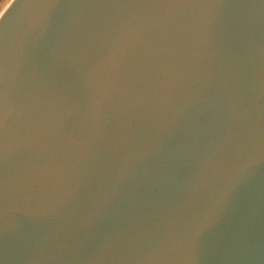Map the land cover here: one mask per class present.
I'll use <instances>...</instances> for the list:
<instances>
[{
    "label": "water",
    "instance_id": "95a60500",
    "mask_svg": "<svg viewBox=\"0 0 264 264\" xmlns=\"http://www.w3.org/2000/svg\"><path fill=\"white\" fill-rule=\"evenodd\" d=\"M5 61L0 264H264V0H11Z\"/></svg>",
    "mask_w": 264,
    "mask_h": 264
},
{
    "label": "snow or ice",
    "instance_id": "6c2138e0",
    "mask_svg": "<svg viewBox=\"0 0 264 264\" xmlns=\"http://www.w3.org/2000/svg\"><path fill=\"white\" fill-rule=\"evenodd\" d=\"M52 4H42L41 7L51 8ZM157 7H185L183 3L160 4ZM8 66L7 62L0 64V161L3 162V172L0 173V202L4 203L6 207V198L8 190V175H7V158L10 150L11 136H10V122L13 119L14 108L12 105V96L7 79ZM227 192L220 197L223 200ZM208 217H205L195 228V231L188 238V247L191 249L195 245L196 236L201 229L206 226Z\"/></svg>",
    "mask_w": 264,
    "mask_h": 264
},
{
    "label": "crops",
    "instance_id": "0c3cea01",
    "mask_svg": "<svg viewBox=\"0 0 264 264\" xmlns=\"http://www.w3.org/2000/svg\"><path fill=\"white\" fill-rule=\"evenodd\" d=\"M11 0H0V15L4 11V9L8 6Z\"/></svg>",
    "mask_w": 264,
    "mask_h": 264
}]
</instances>
